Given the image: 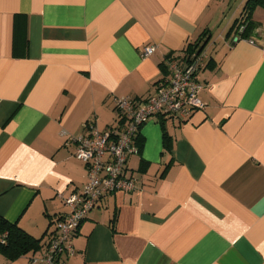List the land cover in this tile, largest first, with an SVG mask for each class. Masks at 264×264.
<instances>
[{"label": "crops", "instance_id": "crops-1", "mask_svg": "<svg viewBox=\"0 0 264 264\" xmlns=\"http://www.w3.org/2000/svg\"><path fill=\"white\" fill-rule=\"evenodd\" d=\"M246 1L0 0V215L39 240L0 264L41 256L88 181L69 138L116 124L115 98L154 92L204 32L205 107L141 126L137 188L105 196L62 260L264 264V8L244 36Z\"/></svg>", "mask_w": 264, "mask_h": 264}, {"label": "built area", "instance_id": "built-area-1", "mask_svg": "<svg viewBox=\"0 0 264 264\" xmlns=\"http://www.w3.org/2000/svg\"><path fill=\"white\" fill-rule=\"evenodd\" d=\"M156 46L149 45L143 56L151 55ZM206 54L199 47L183 57L171 55L167 59L169 77L158 84L155 91L146 97L121 96L115 98L118 121L105 130H99L92 122L86 131L70 137L76 144L75 156L88 169V181L80 192L64 197L70 208L68 213L55 220L46 249L31 264H64L62 254L72 252V237L81 222L100 205L110 193L130 192L137 188L136 177L129 173L130 156L138 153L137 139L140 128L152 118L172 116L187 120L194 111L201 110L205 103L200 97L202 84L197 79Z\"/></svg>", "mask_w": 264, "mask_h": 264}, {"label": "trees", "instance_id": "trees-1", "mask_svg": "<svg viewBox=\"0 0 264 264\" xmlns=\"http://www.w3.org/2000/svg\"><path fill=\"white\" fill-rule=\"evenodd\" d=\"M264 8V0H247L244 8V15L241 25L245 26L242 35H247V32L252 28L253 20L252 15L257 7ZM207 33L204 32L196 42L190 45V51L194 48L199 47V51L203 50L207 39ZM168 138V135L165 134ZM38 239L34 238L16 223H12L5 217L0 215V250L8 253L12 258L19 256L22 253L29 251L30 249L36 248L38 246Z\"/></svg>", "mask_w": 264, "mask_h": 264}]
</instances>
